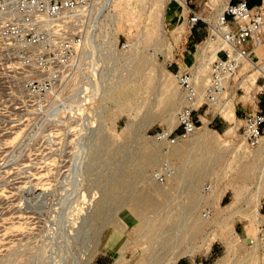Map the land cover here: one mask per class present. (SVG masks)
<instances>
[{"label":"rangeland","instance_id":"1","mask_svg":"<svg viewBox=\"0 0 264 264\" xmlns=\"http://www.w3.org/2000/svg\"><path fill=\"white\" fill-rule=\"evenodd\" d=\"M183 2L97 0L100 25L87 17L83 29L105 48L103 68L82 57L48 97L0 41V264H264L245 244L264 227V141L248 150L235 113L264 105V56L194 112L197 130L170 150L172 179H151L164 147L154 136L176 129L184 104L167 67L176 42L191 13L209 21L227 3Z\"/></svg>","mask_w":264,"mask_h":264},{"label":"built area","instance_id":"2","mask_svg":"<svg viewBox=\"0 0 264 264\" xmlns=\"http://www.w3.org/2000/svg\"><path fill=\"white\" fill-rule=\"evenodd\" d=\"M260 1L259 7H250L247 0L229 1L211 22L194 12L188 18L190 29L203 22L208 28L205 42L217 44L218 48L202 92L197 86L196 73L177 71L173 74L184 104L176 114V129L161 130L154 136L155 141L164 146L162 161L151 172V179L157 184L164 185L175 175L170 150L177 140L197 130L194 112L203 104L207 108L217 105L227 81L236 74L244 59L249 60L264 27V0ZM98 11L95 0H0V41L18 60L27 75L28 86L38 88L48 97L53 89L66 84L70 76L77 73L82 57L88 59L90 72L94 68L98 71L101 65L103 68L101 58L107 54L105 48L99 47L97 34L83 29L87 17L92 26L100 25ZM248 42L253 43L250 51L244 49ZM125 48L123 43L116 46L120 53ZM94 59L98 60V65L94 64ZM174 65L173 61L167 63L169 69ZM199 101L203 103L198 105ZM242 122L245 147L258 148L264 139V107L247 113ZM209 190L208 186L203 188L205 193ZM202 215L208 218L211 212L205 211ZM245 244L264 252V227L257 226L255 235ZM192 264L204 263L193 261Z\"/></svg>","mask_w":264,"mask_h":264},{"label":"crops","instance_id":"3","mask_svg":"<svg viewBox=\"0 0 264 264\" xmlns=\"http://www.w3.org/2000/svg\"><path fill=\"white\" fill-rule=\"evenodd\" d=\"M229 1H231L232 3H235L238 0H228L227 2H229ZM247 2H248L250 7H259L261 4L260 0H247ZM176 21H177V18H172V17L169 18V24H175ZM262 29L259 32V36L261 37L262 42H264V30H262ZM261 31H262V33H261ZM207 36H208L207 27L203 23L202 24L199 23V24H197V26L195 28L189 30L183 38H180L177 40L176 49L174 50V54H173V62L175 64L173 67V70H172L173 73H175L177 71H188V72L195 73V67H196L197 62L199 63V60L197 57L198 53L196 50H194V48H196V46L198 44L204 43L206 41ZM213 46L217 51L218 45L213 44ZM244 49L247 51L252 50L253 49V43L248 42L244 46ZM261 50H262V52H264V47ZM259 55H260L259 53H256L255 51H253L252 54L249 56V61L252 64L259 63L261 61ZM211 61H210V63H211ZM210 63H209V65H210ZM209 65H208V68H209ZM240 68H241V66L239 67V69ZM262 87L264 88V85ZM263 107H264V105L262 107H256V109L263 108ZM256 109H254L250 105L245 104V102L240 101L236 104V109H235L236 112L235 113L240 118L239 121L241 123H243L242 122L243 117L247 113H250ZM204 114H206V113H204ZM195 119H196L197 123L198 122L201 123V117L198 116L197 114L195 115ZM261 211L264 215V201L262 202V205H261Z\"/></svg>","mask_w":264,"mask_h":264},{"label":"bare ground","instance_id":"4","mask_svg":"<svg viewBox=\"0 0 264 264\" xmlns=\"http://www.w3.org/2000/svg\"><path fill=\"white\" fill-rule=\"evenodd\" d=\"M96 1V3H97V0H95ZM228 0H226V2H227ZM179 2L181 3V5H184V2H183V0H179ZM228 3V2H227ZM226 3V4H227ZM225 4V5H226ZM224 6V5H223ZM222 6V7H223ZM222 7L220 8V9H222ZM217 12V11H216ZM215 12V13H216ZM217 14V13H216ZM216 16V15H215ZM215 16H213L210 20H209V22H211V21H213L214 20V18H215ZM263 30V29H262ZM202 44H204V46H202V47H204V48H202V49H200V51H199V53L197 54V57H198V60H199V65L198 66H196L195 67V73H197L196 74V77H197V86H198V88H199V86L201 85V83H202V81L204 80L205 82H204V85H205V83H206V78H207V74L205 75V76H203V72H202V68H203V65L205 64V63H207V65H206V67H205V71H204V73L207 71V69H208V65H209V63H210V61L215 57V54H216V49L214 48V46H213V44L212 43H210V42H204V43H202ZM201 44V45H202ZM264 47V42H262V39H261V37H259V42L256 44V47L254 48V50L253 51H255L256 53H259L260 55L259 56H264V52H262V48ZM119 54H121L120 52H119ZM244 62H246V63H250V61L248 60V59H244L243 61H242V65L244 64ZM241 65V66H242ZM258 71H259V73L261 74V75H263L264 76V65L262 66V67H260V68H258ZM224 93H225V91H224ZM224 93H223V96H224ZM222 116H223V118L224 119H226L227 121H231V118H232V116H231V109H230V107H228L227 105H226V107L225 108H223L222 109ZM243 138V137H242ZM263 141H264V139H263ZM259 216V215H258ZM189 255V254H188Z\"/></svg>","mask_w":264,"mask_h":264}]
</instances>
